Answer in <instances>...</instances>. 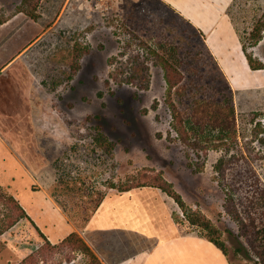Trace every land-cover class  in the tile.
<instances>
[{
	"label": "rangeland",
	"instance_id": "rangeland-1",
	"mask_svg": "<svg viewBox=\"0 0 264 264\" xmlns=\"http://www.w3.org/2000/svg\"><path fill=\"white\" fill-rule=\"evenodd\" d=\"M181 1L200 15L216 11L211 0ZM218 1L232 16L247 54L264 63V29L259 41L252 37L259 21H264V0ZM21 3L0 0L3 16H17V24L10 28L45 34L26 54V68L36 80L32 95L22 105L0 104V128L4 125L5 141L16 148L12 152L0 145V188L15 195L32 217L9 226L12 207L0 199V264H18L39 248L46 236L41 229L54 240L74 230L70 222L82 229L86 224L83 216L94 212L95 200L117 190L116 185L128 177L143 173L153 177L161 171L190 210L204 213L220 228L232 264H262L226 209L227 189L220 185L216 165L223 157L244 152L264 179V89L234 93L211 57L204 33L165 0H111L104 10L82 0H41L37 21L21 14ZM142 40L165 54L186 77L190 69L198 67L196 82L202 98L233 96L237 138L213 137L202 147L183 141L176 129L165 69ZM79 49L83 55L80 68L74 71ZM138 52L147 56L149 79L118 83L112 73L124 65L133 66L127 60ZM182 93L174 89L173 99L183 109ZM99 125L115 142L113 155L96 141ZM211 134L217 136L218 130ZM56 191L69 201V210L57 202ZM158 200L157 208L168 206ZM147 202L144 207L150 204ZM106 210L105 216L85 230L94 243L119 237L118 228L108 224ZM175 212L184 214L177 202ZM131 219L137 223L134 214ZM184 223L201 232L188 220ZM100 224L107 232H100L96 227ZM133 239L139 241L140 237ZM69 249L56 251L49 262L41 264H87L89 255L82 251L73 252L74 258L69 260Z\"/></svg>",
	"mask_w": 264,
	"mask_h": 264
},
{
	"label": "crops",
	"instance_id": "crops-1",
	"mask_svg": "<svg viewBox=\"0 0 264 264\" xmlns=\"http://www.w3.org/2000/svg\"><path fill=\"white\" fill-rule=\"evenodd\" d=\"M165 1L181 10V13L204 33L208 48L234 93L264 89V67L256 69L251 66L238 28L222 3L211 0L216 6V11L200 15L193 11L188 2L184 1L183 4L181 0ZM197 1L193 0L194 3ZM21 14L28 16L31 21L39 20L23 11ZM15 17L17 16H11L0 23V104L3 105H22L26 103L29 94L32 95L36 80L26 68L28 58L26 54L45 34V31L34 34L11 29L10 24H17L14 22ZM30 20H26L27 23H32ZM1 121L3 119H0ZM3 130L4 125L0 128V145L12 152L16 151V148L13 150L11 143L5 141ZM20 135L23 136L19 133L18 136ZM24 135L27 136L28 133ZM156 189L162 191L154 186L134 187L125 191L112 190L104 197L101 205L92 213L82 229L70 222L72 229L83 235L104 264H232L228 254L214 242L198 231L188 228L186 223L176 221L173 215L176 202H173L171 196L168 195V198ZM49 199L65 213L52 198ZM146 199L151 202H147ZM158 199L163 200V204L168 206L157 208L154 204L159 202ZM146 202L150 204L144 207ZM106 208L108 224L118 228L119 237L115 240L108 238L100 244L94 243L85 230L92 227L93 221L99 220V216H105L103 211ZM28 214L31 216L29 212ZM131 214L135 215L137 223L132 219L128 220ZM109 217L114 218L111 223ZM135 225L137 227H134ZM96 227H99L101 233L107 232L102 229L101 224ZM41 231L54 243L62 241L73 232L54 240L42 229ZM122 231L124 235L119 234ZM137 237H140L139 241L133 239Z\"/></svg>",
	"mask_w": 264,
	"mask_h": 264
},
{
	"label": "trees",
	"instance_id": "trees-1",
	"mask_svg": "<svg viewBox=\"0 0 264 264\" xmlns=\"http://www.w3.org/2000/svg\"><path fill=\"white\" fill-rule=\"evenodd\" d=\"M40 2L41 0H22L20 10L38 19L40 17ZM5 19L6 17L0 13V23H3ZM263 29L264 21H259L252 32L255 42L263 37ZM142 42L155 57V62L162 65L165 69L168 81V97L176 120V129L183 141L195 147H202L204 146V141H213V137H217L219 140L231 137L237 138L239 133L238 117L233 96L231 95L224 100L217 97L202 98L201 86L196 82L197 72H199L198 67L190 69V74L186 77V74L165 54L148 46L145 41L142 40ZM79 51L80 49L76 52L78 54L75 56L74 71L80 68L79 59H81L83 52ZM210 54L221 74L225 76L211 51ZM247 56L253 68L264 67V63L260 60L254 59L249 54ZM146 59L145 53L138 52L127 60V64L133 66L127 67V65H124L121 69L116 68L112 76L120 84L139 83L142 80H148L149 67L146 66ZM128 70H130V73H127ZM174 89L176 91L179 90L181 93V89L183 90L184 94L182 93L179 98L183 109L173 99ZM252 119L254 120L255 118L253 117ZM213 129L218 130L217 136L211 134V130L213 131ZM96 141L101 146L106 147L111 155H113L115 142L108 139L102 131L101 125L98 126ZM216 169L218 170L220 185L224 189H227V200L225 203L227 211L239 223L240 229L247 237L251 248L258 254V261L264 264V179L244 152L241 154L233 153L229 158H221L216 165ZM141 186H154L166 192L184 210L183 216L174 211L173 215L176 221L184 222V220H188L191 225L200 227L201 232L199 233L201 235L206 236L220 247L225 254H228V247L222 238L220 228L204 213L190 210L181 192L175 188L172 181L165 178L162 171L154 174L153 177L148 173H143L140 176H130L121 184L116 185L120 191ZM54 196L64 210H69L70 203L62 197L61 193L56 191L54 192ZM104 197L105 193L95 200L94 211L101 205ZM0 199H3L5 203L12 207V213L8 215L9 226L15 224L23 217H29L26 208L15 195L7 193L0 188ZM74 203H77V201H74ZM81 203H85V201ZM91 215L92 213L83 216L85 222L90 219ZM64 248H70L67 254L69 260L74 258L73 252L82 251L89 255L87 264H104L91 245L77 231H73L57 243L52 242L45 236L41 246L29 253L18 264L49 262L56 251H61ZM245 264L252 263L247 262Z\"/></svg>",
	"mask_w": 264,
	"mask_h": 264
},
{
	"label": "built area",
	"instance_id": "built-area-1",
	"mask_svg": "<svg viewBox=\"0 0 264 264\" xmlns=\"http://www.w3.org/2000/svg\"><path fill=\"white\" fill-rule=\"evenodd\" d=\"M111 0H82V3L88 4L90 7H97L98 9L108 8Z\"/></svg>",
	"mask_w": 264,
	"mask_h": 264
}]
</instances>
